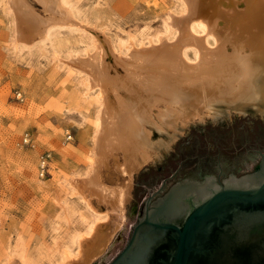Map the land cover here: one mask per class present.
<instances>
[{
  "label": "rangeland",
  "instance_id": "obj_1",
  "mask_svg": "<svg viewBox=\"0 0 264 264\" xmlns=\"http://www.w3.org/2000/svg\"><path fill=\"white\" fill-rule=\"evenodd\" d=\"M28 1L48 17L38 0ZM59 1L84 26L55 27L40 39L17 19L9 0H0V264H61L62 250L74 254L77 238L106 213L82 180L92 156L99 103L96 91L85 84L87 66L69 63V57L86 58L95 50L97 36L90 28L108 37V42L99 39L107 52L111 47L128 54L140 44L148 46L168 31V12L183 9L181 0ZM106 58L113 63L112 56ZM263 81H258L257 97L214 101L205 119L181 126L174 137L172 130H153L156 154L197 123L264 118ZM47 152L50 173L42 176L40 160ZM111 169L102 173L108 184L119 180ZM75 179L77 192L69 181Z\"/></svg>",
  "mask_w": 264,
  "mask_h": 264
},
{
  "label": "bare ground",
  "instance_id": "obj_2",
  "mask_svg": "<svg viewBox=\"0 0 264 264\" xmlns=\"http://www.w3.org/2000/svg\"><path fill=\"white\" fill-rule=\"evenodd\" d=\"M38 2L48 17L28 0H9L17 19L38 32L40 39L55 27L84 26L69 9L60 8L59 0ZM180 2L182 11H169L165 18L168 31L155 41L150 39L148 46L140 44V49L128 54L111 47L107 52L99 40L106 35L90 28L97 36L95 50L86 58L68 59L87 66L80 72L87 77L88 89L96 91L94 145L82 180L107 210L90 227L86 225L89 230L84 235L78 234L74 254L62 250L61 264H91L122 229L133 175L158 151V142L151 140L153 130H172L174 137L181 126L205 119L214 101H235L256 92L258 77L264 72V0ZM106 55L113 57V63ZM109 169L119 174L120 182L103 181L102 173ZM69 181L77 192L79 180Z\"/></svg>",
  "mask_w": 264,
  "mask_h": 264
},
{
  "label": "water",
  "instance_id": "obj_3",
  "mask_svg": "<svg viewBox=\"0 0 264 264\" xmlns=\"http://www.w3.org/2000/svg\"><path fill=\"white\" fill-rule=\"evenodd\" d=\"M262 79L264 72L258 81ZM257 86L258 82L255 94L248 98L257 97ZM204 176V181H198ZM217 177L225 178L211 183ZM190 195L194 197L191 204L187 202ZM126 205L124 226L92 264L112 260L110 264H144L157 233L172 229L177 248L165 264L237 262L228 254L237 246L206 247L202 239L264 245V118L192 125L137 171ZM183 210L182 224L172 223Z\"/></svg>",
  "mask_w": 264,
  "mask_h": 264
},
{
  "label": "flooded vegetation",
  "instance_id": "obj_4",
  "mask_svg": "<svg viewBox=\"0 0 264 264\" xmlns=\"http://www.w3.org/2000/svg\"><path fill=\"white\" fill-rule=\"evenodd\" d=\"M205 177L206 176L202 177L198 181H200V182L204 181ZM224 178L223 177H217V178H215V180H212L211 183H214V181L216 183H221V182L224 181ZM185 180H189V179H185ZM185 180L178 181V182H183ZM163 195L158 196L155 200L159 199ZM192 201H194V197L190 195L187 198V202L189 204H191ZM151 202H153V201H150V203ZM184 210L181 211L175 217L172 218V223H174L176 225H181L182 224L183 219H184V215H185V211ZM140 216H141V213H140ZM228 223L231 224V222H228ZM220 224H222V223H220ZM175 233L176 232L173 229L172 230H165L162 233H157L159 235V237L155 238L154 242L150 245L149 251L146 254V259H145L144 264H165L166 260H169V259L173 258V255H174V253L176 251V248H177L176 247L177 246L176 245V238L174 237ZM129 241H130V237L127 240L126 245H128ZM231 241L224 243V241L221 240V239L213 238V239H209L208 241H203V239H202L201 243L204 246H206V247H209V245H210V246H212L214 248L215 247H217V248L220 247L221 248V246H223L224 244L228 245V246H237V247L233 248L228 253L229 256H231L233 258H236V260H237V262L232 263V264H264V245L263 244H261V243L258 244L257 242H252L250 240L249 241L246 240V241H243V242H239V241H236L234 239V240H231ZM126 245H125V247H126ZM239 246H242L243 248H241ZM202 249L203 250H207L209 248H203L202 247ZM257 249L261 251L258 254H257ZM255 250H256V252H255Z\"/></svg>",
  "mask_w": 264,
  "mask_h": 264
},
{
  "label": "built area",
  "instance_id": "obj_5",
  "mask_svg": "<svg viewBox=\"0 0 264 264\" xmlns=\"http://www.w3.org/2000/svg\"><path fill=\"white\" fill-rule=\"evenodd\" d=\"M68 138H72V135L69 134ZM50 168V153L47 152L41 156L39 174L45 176L50 173Z\"/></svg>",
  "mask_w": 264,
  "mask_h": 264
}]
</instances>
